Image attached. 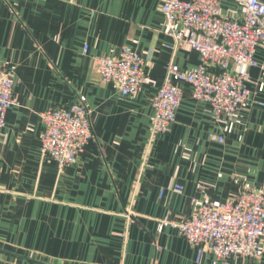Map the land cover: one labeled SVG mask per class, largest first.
<instances>
[{
    "label": "crops",
    "instance_id": "1",
    "mask_svg": "<svg viewBox=\"0 0 264 264\" xmlns=\"http://www.w3.org/2000/svg\"><path fill=\"white\" fill-rule=\"evenodd\" d=\"M162 4L0 0V68L14 75L18 103L0 132V264H213L211 253L198 261L199 250L177 230L160 233V221L191 216L204 190L217 203L243 184L264 190L263 50L260 67L249 70V88L263 105L219 121L191 86L179 84L172 131L152 137V102L168 67L201 64L197 52L169 47ZM222 4L224 15L242 14L235 0ZM124 47L147 64V84L135 98L104 83L92 59L117 58ZM82 98L94 137L78 164L61 171L41 154L40 115ZM229 264H264V252Z\"/></svg>",
    "mask_w": 264,
    "mask_h": 264
},
{
    "label": "built area",
    "instance_id": "2",
    "mask_svg": "<svg viewBox=\"0 0 264 264\" xmlns=\"http://www.w3.org/2000/svg\"><path fill=\"white\" fill-rule=\"evenodd\" d=\"M242 9L239 16L224 15L222 0H163V32L172 39L173 51L192 50L201 64L193 71L171 64L163 85L153 98L152 137L169 134L177 120L183 92L179 84L192 88L194 100L207 104L219 121L233 122L256 101L249 85L251 68L264 51V1L235 0ZM86 45L83 54L87 55ZM104 83L113 86L121 98H135L148 80L147 64L137 51L124 47L117 58H92ZM14 75L0 68V132L6 127L8 111L17 106ZM263 92L264 84L259 85ZM85 98L67 109L41 113L43 125L41 154L55 161L62 171L77 165L85 147L94 137ZM220 144L224 138H218ZM203 189V186H199ZM182 193L183 187L173 186ZM204 190V189H203ZM205 199L195 202L191 216L180 220L165 218L159 232L171 227L199 250L211 253L213 264H229L234 257L260 259L264 246V190L243 184L237 194L224 203ZM163 195V192L161 193Z\"/></svg>",
    "mask_w": 264,
    "mask_h": 264
}]
</instances>
